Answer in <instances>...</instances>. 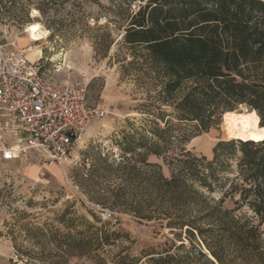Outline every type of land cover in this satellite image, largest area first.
<instances>
[{"label": "trees", "instance_id": "trees-1", "mask_svg": "<svg viewBox=\"0 0 264 264\" xmlns=\"http://www.w3.org/2000/svg\"><path fill=\"white\" fill-rule=\"evenodd\" d=\"M118 1L128 6L131 0ZM141 1L128 15L122 38L131 48L139 46L146 67L159 75L161 101L173 107L176 122L159 108L149 128L122 134V160L115 167L104 159L78 181L91 182L85 192L108 207L110 216L119 210L154 221L172 238L166 247L145 249L139 256L120 251L112 262L264 264V139L219 140L207 157L186 149L190 137L180 127L194 122L197 131H207L242 105L254 110L264 127V0ZM45 5L41 0L36 8L43 13ZM142 112L151 113L147 107ZM149 154L162 157L168 176L158 163L148 162ZM106 176L115 184L95 190ZM61 217L64 231L33 228L41 239L36 244L53 246L44 257L48 264L72 258L107 264L106 247L127 237L109 221L96 226L79 217L84 226L78 230L73 218Z\"/></svg>", "mask_w": 264, "mask_h": 264}, {"label": "rangeland", "instance_id": "rangeland-1", "mask_svg": "<svg viewBox=\"0 0 264 264\" xmlns=\"http://www.w3.org/2000/svg\"><path fill=\"white\" fill-rule=\"evenodd\" d=\"M44 1L48 5L42 13L36 8L41 0H0L1 44L33 63L42 78L85 85L91 101L100 103L105 114L86 129L64 164L47 161L34 152L0 161V264H48L44 257L52 254L53 246L45 241L42 247L36 244L39 239L33 228L38 226L47 233L55 228L64 231L63 215L67 220L73 218L78 230L84 226L79 217H84L96 226L109 221L112 229L127 235L106 247L107 264H115L111 257L126 249L131 256L142 255L145 249L160 250L172 238L167 228L119 210L110 216L108 207L97 204L85 192L91 190V182L80 185L78 181L104 159L115 167L122 160V134L144 125L149 128L159 108L167 115L165 119L176 122L173 107L161 101L159 75L146 67L141 48H131L122 38L128 15L144 1L131 0L130 7L118 0ZM35 22L48 31L40 40L28 33L29 24ZM144 107L151 113H143ZM245 110L249 109L242 105L235 111ZM156 121L164 125L161 119ZM180 127L190 137L186 149L207 157L212 156L217 141L231 140L224 135L222 116L207 131H197L194 122L180 123ZM147 160L158 163L165 176L170 174L162 157L149 154ZM97 181L95 190L99 192L115 184L113 177ZM225 204L230 206L231 201L227 199ZM67 264L92 263L72 258Z\"/></svg>", "mask_w": 264, "mask_h": 264}, {"label": "built area", "instance_id": "built-area-1", "mask_svg": "<svg viewBox=\"0 0 264 264\" xmlns=\"http://www.w3.org/2000/svg\"><path fill=\"white\" fill-rule=\"evenodd\" d=\"M104 114L85 85L42 78L33 63L0 42V161L34 152L64 164Z\"/></svg>", "mask_w": 264, "mask_h": 264}, {"label": "bare ground", "instance_id": "bare-ground-1", "mask_svg": "<svg viewBox=\"0 0 264 264\" xmlns=\"http://www.w3.org/2000/svg\"><path fill=\"white\" fill-rule=\"evenodd\" d=\"M33 10V14H36ZM28 33L32 39L40 40L47 36L48 31L35 22L28 26ZM255 115V127L253 121L248 119ZM224 135L229 139L252 140L258 142L264 139V127L259 125V117L254 110L228 111L222 115ZM248 125V127H245Z\"/></svg>", "mask_w": 264, "mask_h": 264}, {"label": "clouds", "instance_id": "clouds-1", "mask_svg": "<svg viewBox=\"0 0 264 264\" xmlns=\"http://www.w3.org/2000/svg\"><path fill=\"white\" fill-rule=\"evenodd\" d=\"M248 119H251L253 121L252 127H255V120H256L255 115L249 117ZM245 127H248V125H245Z\"/></svg>", "mask_w": 264, "mask_h": 264}]
</instances>
